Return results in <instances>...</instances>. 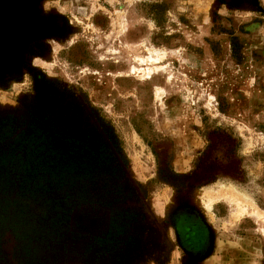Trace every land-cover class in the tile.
<instances>
[{
  "label": "rangeland",
  "instance_id": "374dc122",
  "mask_svg": "<svg viewBox=\"0 0 264 264\" xmlns=\"http://www.w3.org/2000/svg\"><path fill=\"white\" fill-rule=\"evenodd\" d=\"M40 183L52 264H264V0H0V264Z\"/></svg>",
  "mask_w": 264,
  "mask_h": 264
},
{
  "label": "trees",
  "instance_id": "16d2710c",
  "mask_svg": "<svg viewBox=\"0 0 264 264\" xmlns=\"http://www.w3.org/2000/svg\"><path fill=\"white\" fill-rule=\"evenodd\" d=\"M79 170L75 169L74 171ZM77 186L76 181L66 180V191H69V188L75 189ZM62 187V184L45 185L40 183L34 187L36 188V196L30 191L28 195L31 198H17L18 201L16 199L12 202V207H19L17 216L19 221L15 234H18L20 240L23 241L22 251L25 252L20 251L22 260L18 264H52L50 259L59 254L58 250H55V252H52V256H40L36 251L47 253L50 243H53L55 247H61L63 244L59 235L64 230V220H66L65 226L68 227V214H70L69 212L72 210L75 201L67 197L66 200H63L61 197L47 198L44 195V193L55 189L62 190ZM19 215L21 216L19 217ZM42 238H48L49 240L44 241ZM18 252L16 256H18Z\"/></svg>",
  "mask_w": 264,
  "mask_h": 264
}]
</instances>
